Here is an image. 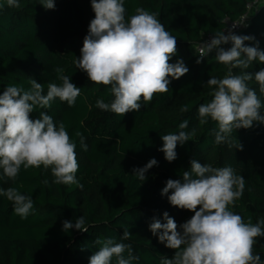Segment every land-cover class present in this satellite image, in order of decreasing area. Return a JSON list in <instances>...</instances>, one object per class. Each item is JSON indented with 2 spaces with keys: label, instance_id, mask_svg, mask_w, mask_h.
Instances as JSON below:
<instances>
[{
  "label": "trees",
  "instance_id": "obj_1",
  "mask_svg": "<svg viewBox=\"0 0 264 264\" xmlns=\"http://www.w3.org/2000/svg\"><path fill=\"white\" fill-rule=\"evenodd\" d=\"M255 0H125L126 18L135 14L137 7L158 13V19L177 38V53L171 63L183 59L189 71L180 79H170L169 91L155 94L151 103L123 116L96 107L98 99L110 103L114 97L110 88L93 84L87 74L75 66L81 55L88 25L94 18L90 0H54V9H45L38 0H20L21 7L5 5L0 10V94L9 85L31 88L35 79L47 92L49 83L60 84L55 68L64 69L71 82L81 88L74 106L58 98L47 109L37 108L30 115L38 119L46 112L59 124L63 122L76 143L79 170L77 185L53 184L50 169L21 167L15 181L3 176L0 187L17 188L33 199V209L26 219L14 213V204L0 195V264H89V258L99 250L97 239L112 238L131 244L133 255L139 259L132 264H160L163 257L172 258L173 249L160 243L149 230L153 218L162 223L168 212L177 225L194 215L188 210L172 206L167 195H161L168 179L182 180L183 171L190 170V161L213 167L231 166L245 178L242 198L231 210L245 222L264 221V124L254 122L248 129H235L228 141L217 145L214 131L218 124L208 118L201 125L198 107L210 102L214 87L207 85L211 77L223 78L229 68L215 60L216 51L201 58L194 47L207 35L224 31L226 21H237L248 12V4ZM237 35H250L264 51V4L252 12ZM227 49L231 42L221 45ZM197 59H201L197 63ZM264 64L254 61L247 69L233 68L232 74L255 73ZM261 100L264 115V93L253 79L248 81ZM188 105L187 112H181ZM189 121L191 140L176 148L177 159L168 162L162 151L161 137L178 134L179 124ZM80 132L87 151L80 146ZM237 141L242 150L236 149ZM155 158L156 166L149 169L141 181L134 169L144 167ZM47 179L49 185H44ZM171 194V190L168 195ZM83 216L87 232L70 229L63 231L65 220ZM264 227V223L261 225ZM132 234L121 241L124 229ZM255 252L264 261V237L258 238ZM128 257L127 251L123 254ZM112 264H116L113 257Z\"/></svg>",
  "mask_w": 264,
  "mask_h": 264
},
{
  "label": "clouds",
  "instance_id": "obj_2",
  "mask_svg": "<svg viewBox=\"0 0 264 264\" xmlns=\"http://www.w3.org/2000/svg\"><path fill=\"white\" fill-rule=\"evenodd\" d=\"M94 18L88 25L84 37L81 55L75 60V66L87 74L93 84L110 88L114 99L110 103L98 99L96 107L102 111L123 116L131 111H139L141 101L151 103L155 94L169 91L170 79H180L189 69L183 59L171 63L177 53V38L173 36L158 19V13L137 7L135 14L126 18L125 0H90ZM46 10L54 9V0H38ZM5 5L21 7L20 0H0V10ZM235 27V25H234ZM250 35H237L231 30L218 31L199 48V56L216 51L215 60L229 68L223 78L211 77L207 85L214 87L210 102L198 107V119L201 125L208 118L218 124L214 131L215 143L222 144L235 129L251 128L254 122L264 124L261 115V100L256 91L249 87L248 81L255 80L260 92L264 93V69L255 73L244 72L234 75L233 68L247 69L254 61L264 64V51L259 42L255 46L245 45V41H254ZM231 42L232 47L221 45ZM197 63L201 59H197ZM60 84L49 83L47 92L35 79L30 80L31 88L9 85L0 94V169L8 180L15 181L21 167L49 170L53 184L77 185L79 163L76 155V143L70 137L63 122L57 124L52 116L40 112L38 119H32L31 113L37 108L47 109L51 102L59 99L68 106L75 105L81 94V88L71 82L64 69H54ZM188 105L181 107L187 112ZM189 128V121L179 124L178 134L169 133L161 137L163 141L159 151L164 153L168 162L177 159V145L191 140L196 129ZM80 146L87 151V144L80 132ZM236 149L242 150L237 141ZM158 164L155 158L142 167L134 169L141 181L146 180L145 173ZM44 185H49L47 179ZM245 178L237 175L231 166L213 167L201 164L196 159L190 161V170L183 171L182 180L168 179L161 195H167L169 203L179 209L194 213L190 219L177 225L168 212L163 213L162 223L153 218L149 230L158 237L165 247L173 249L172 258L163 257L160 264H264L255 252L257 239L264 237L262 222H245L244 218L231 210L236 201L242 198ZM171 190V194L168 193ZM0 195L14 204V213L26 219L33 209V199L22 194L15 187H0ZM63 231L70 229L87 232L83 216L75 222L65 220ZM131 233L124 229L121 241L128 240ZM100 245L89 258V264H132L139 259L133 255L131 244L116 242L112 238L97 239ZM127 251L128 257H124Z\"/></svg>",
  "mask_w": 264,
  "mask_h": 264
},
{
  "label": "built area",
  "instance_id": "obj_3",
  "mask_svg": "<svg viewBox=\"0 0 264 264\" xmlns=\"http://www.w3.org/2000/svg\"><path fill=\"white\" fill-rule=\"evenodd\" d=\"M261 4H264V0H255L254 2H251L248 4V12L243 17H241L239 20L237 21L227 20L225 34H227L228 30H231L234 33H237L240 30H242L246 22L249 20L252 12L255 11ZM212 37H213L212 35H207L200 43L196 44L194 47L195 53L199 55L200 46L203 44V42L209 41Z\"/></svg>",
  "mask_w": 264,
  "mask_h": 264
}]
</instances>
